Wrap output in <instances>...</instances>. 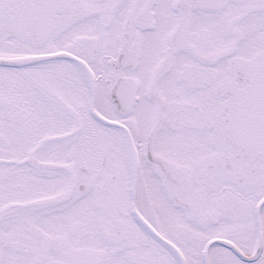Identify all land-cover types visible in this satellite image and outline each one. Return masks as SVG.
Listing matches in <instances>:
<instances>
[{
    "label": "snow or ice",
    "instance_id": "snow-or-ice-1",
    "mask_svg": "<svg viewBox=\"0 0 264 264\" xmlns=\"http://www.w3.org/2000/svg\"><path fill=\"white\" fill-rule=\"evenodd\" d=\"M0 264H264V0H0Z\"/></svg>",
    "mask_w": 264,
    "mask_h": 264
}]
</instances>
